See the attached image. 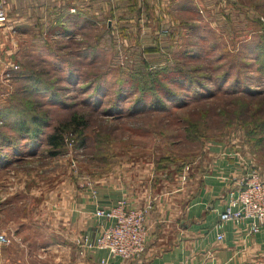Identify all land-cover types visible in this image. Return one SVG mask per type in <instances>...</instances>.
<instances>
[{"label":"rangeland","instance_id":"1","mask_svg":"<svg viewBox=\"0 0 264 264\" xmlns=\"http://www.w3.org/2000/svg\"><path fill=\"white\" fill-rule=\"evenodd\" d=\"M146 1L147 15L139 19L130 0L12 3L33 7L8 17L11 23L24 18L37 29L36 39L14 33L12 47L0 45V109L19 94L34 102L47 124L36 150L25 149L34 158L14 163L10 156L9 166L4 151L12 155L29 135L18 136L7 120L0 123V137H6L0 139L6 141L0 144V180L9 184L1 198L25 200L23 220L10 211L0 218V232L14 240L20 264H77L75 247L60 235L65 228L44 207L54 186L80 188L114 174L121 185L146 181L154 194H167L209 163L213 147L236 154L264 178V0ZM72 5L88 21L61 24ZM163 68L185 74L181 80L159 75L174 97H162L161 106H135L137 93L127 78L144 82L147 73ZM32 77L41 82L38 90ZM190 78L201 85H188ZM73 114L86 128L67 135L51 156L47 137ZM140 209L148 213L150 206Z\"/></svg>","mask_w":264,"mask_h":264},{"label":"crops","instance_id":"2","mask_svg":"<svg viewBox=\"0 0 264 264\" xmlns=\"http://www.w3.org/2000/svg\"><path fill=\"white\" fill-rule=\"evenodd\" d=\"M32 10L33 7H12L8 4L10 15H13L12 11L18 16ZM69 10L76 11L73 5ZM13 21L11 23L9 20L5 27L0 28V45L12 47L14 33L16 39H36L32 38V34L37 29L27 24L24 18ZM25 149L28 153L26 143L21 147L16 146L12 155L4 151L3 157L7 164L10 162L9 166H12V162L34 158L35 154H25ZM10 156L13 161L9 160ZM208 156L209 163L199 168L193 179L167 194H154L146 181L137 180L133 186L121 185L116 176L111 177L113 174L99 177L94 182L95 196H92L88 185L78 188L68 184L65 188L61 186L60 190L54 186L47 190L44 207L49 210L52 222L65 228L60 235L75 247L79 255L77 264H97L107 257L105 251L90 248L98 233V221L93 214L97 208L113 206L120 200H125L134 209L150 206L145 217L148 240L141 258L133 261L115 259L110 260L109 264H264V226L257 234L250 235L247 223L240 226L227 223L221 230L224 239L216 240L219 215L228 204V193L233 188L230 179L241 176L249 165L236 154L221 152L215 147L210 148ZM9 166L2 174L10 170ZM4 178L0 180V218L8 216L12 210H18L16 219L20 217L23 220L25 200L16 201L8 195L7 198H1L9 186L3 182ZM13 242L10 239L8 245L0 247V264L21 263V253ZM84 242L86 246H80Z\"/></svg>","mask_w":264,"mask_h":264},{"label":"built area","instance_id":"3","mask_svg":"<svg viewBox=\"0 0 264 264\" xmlns=\"http://www.w3.org/2000/svg\"><path fill=\"white\" fill-rule=\"evenodd\" d=\"M7 24L8 0H0V28ZM4 68L7 69L6 66ZM230 180L233 188L228 193V204L219 215L217 241L224 239L221 230L227 223L235 226L247 223L250 235L257 234L264 226V178L257 170L247 166L241 176ZM88 186L92 196H95L94 186ZM146 213L147 209L129 207L125 200L95 210L93 215L98 221V233L90 248L107 253V257L97 264H109L115 259L133 261L144 255L149 231L145 224ZM9 240L5 233L0 232V247L8 245ZM81 245L86 246V243Z\"/></svg>","mask_w":264,"mask_h":264},{"label":"trees","instance_id":"4","mask_svg":"<svg viewBox=\"0 0 264 264\" xmlns=\"http://www.w3.org/2000/svg\"><path fill=\"white\" fill-rule=\"evenodd\" d=\"M8 2L10 3V5H12L11 2H14V0H8ZM146 3H147L146 0H130V3L128 5L132 10L133 17H136L137 19H139L143 13L145 14V16L147 15L144 9H142V6L146 8V5H145ZM75 7L77 10L75 14H71L69 11L70 7H68V10L66 13V16L68 17L67 19L68 21L63 20L61 24L65 25L66 23L64 22H67L74 26V23L77 20L78 21L79 20L88 21V18L85 17V13L81 12L79 10L80 8H78L76 5ZM8 15H9V12H8ZM8 23H9V17H8ZM59 29L62 31V33L65 32V31L63 32L62 28H59ZM71 31H74V30H71ZM10 69H12V67ZM159 75H161L162 77L165 76L164 79L168 78L167 75L168 76L177 75L174 77H177L180 80L185 78V74L183 73V71L179 70V72H176L173 69L170 70V69H165V68L158 69L156 71L147 73L144 76L145 78L144 82L141 79H136L132 76H129L127 78L128 80L127 85H129L130 91L137 93V96L134 102L135 106L137 105H142V106L149 105L153 107H156L159 105L161 106L163 105V102L161 100L162 97H168L167 101H169V99L174 97L173 93L167 90L166 86H163L161 84ZM31 81H33L34 83L33 85L35 89L38 90L39 85H41L40 80L36 77H32ZM186 83L188 85L193 86V88L195 87L194 83L201 85L199 82H196V81L194 82V80H192L191 78H190V81L188 80L186 81ZM181 87L188 88L190 86H181ZM121 92H123L122 89L119 90L118 94H120ZM163 93L165 95L160 97V95ZM18 95L15 98L9 97L8 105L0 109V123L5 122V124L8 125L6 122L7 120L12 123V128L13 130H15L14 132H16L18 136L24 132L26 133V135H29V142L27 144V147L31 150V152H33L34 150H36V148L40 144V141H41L40 136L42 134V130L45 127H47L46 119L41 114H37L35 112L34 102L27 100L24 96H18ZM155 95H158V96H155ZM115 103H116L115 105H117L118 101H116ZM85 123L86 122L84 121L82 116L73 114L67 122L62 123L61 125L55 127L53 129L52 134H50L46 139V144L51 149L49 151L50 155L51 156L57 155V153L59 152V149L63 146V141H65V137L67 135L70 134V135L75 136V134L79 135L80 132L82 133V130H84L87 126ZM5 138H6L5 136L0 137V139H5ZM8 140H11V138H8ZM5 142L6 141L0 140V144H2V146H3V143Z\"/></svg>","mask_w":264,"mask_h":264}]
</instances>
